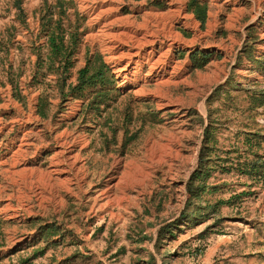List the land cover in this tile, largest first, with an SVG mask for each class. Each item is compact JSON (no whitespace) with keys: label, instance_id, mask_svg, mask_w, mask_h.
Returning a JSON list of instances; mask_svg holds the SVG:
<instances>
[{"label":"rangeland","instance_id":"rangeland-1","mask_svg":"<svg viewBox=\"0 0 264 264\" xmlns=\"http://www.w3.org/2000/svg\"><path fill=\"white\" fill-rule=\"evenodd\" d=\"M45 1L0 0V264H264V187L217 167L201 212L187 207L211 120L223 150L244 145L246 126L264 135L251 104L264 92V0H205L204 25L189 0H73L70 24L86 32L70 81L99 54L116 79L101 112L89 90L31 83ZM197 51L214 55L200 66Z\"/></svg>","mask_w":264,"mask_h":264},{"label":"trees","instance_id":"trees-1","mask_svg":"<svg viewBox=\"0 0 264 264\" xmlns=\"http://www.w3.org/2000/svg\"><path fill=\"white\" fill-rule=\"evenodd\" d=\"M20 2H23V0H15V5L18 7ZM208 5L205 0H189L188 3L189 9L195 13L203 25L207 20ZM72 7H74L73 0H54L52 3L46 0L41 9H39L40 26L37 38L40 37L39 39H45L46 41L40 45L36 42L33 43L32 47L37 55V60L33 64L31 83L37 84V82L42 81L46 83L48 80L54 82L62 96L66 94L84 96V92L89 90L83 97L88 101L87 108L90 109L91 105H93V110L101 112L103 111L101 106L108 101L109 90L107 88L115 85L116 79L110 74L107 65L104 62H99L102 60L99 54L94 57L88 54L87 65L79 70L76 83L70 81L72 76L70 71L74 67L76 53L86 32L76 27V25L72 26L70 24L68 10L70 11ZM18 17L21 23L25 24V13L21 6ZM17 43L20 44V42ZM1 45L4 49L10 48L7 44ZM11 46H15V44ZM44 50L46 51L45 56L43 54ZM213 55L214 53L197 51L193 57L198 65L202 66ZM94 61L96 64H94ZM14 62H9L10 72L8 80L18 89L20 86L19 82H15L11 78L13 76L12 69L15 66ZM51 76H55V78ZM20 97L22 99L21 92ZM251 104L254 106L252 109L264 107V92L255 93ZM51 105L49 97L45 93L41 94L38 112L43 118H48V111ZM245 129L243 134H245L246 139L242 147L238 145V147L234 146L223 150L219 145V128L217 129L215 121L211 120L209 122L200 152L199 168L192 174L187 185L191 195L187 202V207L190 204L195 207L192 215L200 213V210L203 209L197 206V202L201 201L202 196L210 191L208 180L212 176L213 170L217 167H221L222 170H235L237 173L247 176L251 183V188L256 185L264 187V135L259 131L252 130L249 126H246ZM236 136H239L238 132ZM218 150L225 152L226 157L222 158L219 156L217 154ZM241 159L245 160L242 161ZM222 202L228 203L231 200H223ZM186 219H189V214ZM0 223H2L1 219ZM35 223L36 221L32 222L33 225ZM172 226L174 227V225H169L168 229L172 228ZM52 232V228L49 227L44 234L51 237L53 236ZM43 253L44 249L37 251V255Z\"/></svg>","mask_w":264,"mask_h":264},{"label":"bare ground","instance_id":"bare-ground-1","mask_svg":"<svg viewBox=\"0 0 264 264\" xmlns=\"http://www.w3.org/2000/svg\"><path fill=\"white\" fill-rule=\"evenodd\" d=\"M111 7H112V6H111ZM171 10H172V9H171ZM103 11H104V10H103ZM106 11H107V10H106ZM174 11H175V10H174ZM171 13H173V10L171 11ZM106 26H107V25H106ZM106 26H105V27H106ZM101 31H102V30H101ZM106 32H107V31H105V34H106ZM123 32H124V31H123ZM101 34H102V33H101ZM107 34H108V33H107ZM120 34H121V33H120ZM122 34H123V33H122ZM111 35H112V34H111ZM125 36H126V34H125ZM106 37H107V36H106ZM129 37H130V36H129ZM109 38H112V37H109ZM177 38H178V37H177ZM107 39H108V38H107ZM107 39H106V40H107ZM112 39H113V38H112ZM118 40H120V39H118ZM140 41H141V39H140ZM142 41H143V40H142ZM104 42H105V41H104ZM118 42H119V41H118ZM125 42H126V41H125ZM119 43H120V42H119ZM113 44H114V43H113ZM117 44H118V43H117ZM108 45H109V44H108ZM108 45H107V46H108ZM115 45H116V44H115ZM108 47H109V46H108ZM112 49H113V46H112ZM118 51H119V50H118ZM132 54H135V53H132ZM121 55H122V54H121ZM121 55H120V56H121ZM129 55H130V54H129ZM135 55H138V54L136 53ZM123 56H124V55H123ZM118 57H119V56H118ZM129 58H130V57H129ZM132 58H133V57H132ZM140 58H141V56H140ZM140 58L138 57V59H140ZM121 69H122V68H121ZM129 70H130V69H129ZM117 72H118V70H117ZM129 84H130V83H129Z\"/></svg>","mask_w":264,"mask_h":264},{"label":"crops","instance_id":"crops-1","mask_svg":"<svg viewBox=\"0 0 264 264\" xmlns=\"http://www.w3.org/2000/svg\"><path fill=\"white\" fill-rule=\"evenodd\" d=\"M225 1H227V0H225Z\"/></svg>","mask_w":264,"mask_h":264}]
</instances>
